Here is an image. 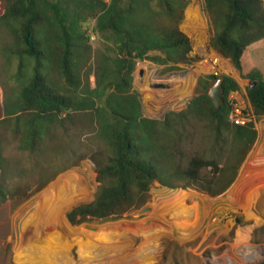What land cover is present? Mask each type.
Masks as SVG:
<instances>
[{
	"label": "trees",
	"instance_id": "trees-1",
	"mask_svg": "<svg viewBox=\"0 0 264 264\" xmlns=\"http://www.w3.org/2000/svg\"><path fill=\"white\" fill-rule=\"evenodd\" d=\"M203 1L212 18L210 47L249 81L248 100L254 114L264 117V78L259 71L244 73L241 64L245 49L264 41V0ZM188 5L189 0H0V33L9 38L0 56L12 67L11 91L0 101V195L9 139L36 155L53 131L65 133L72 125L104 141V152L90 156L98 183L94 199L67 213L72 225L120 218L142 207L155 181L170 188L171 178L198 184L204 168L212 178L226 171L232 180L236 164L256 139L253 123L228 121L227 97L239 90L236 80L222 76L219 110L205 95L208 83L218 78L209 75L200 80L203 91L185 112L170 111L159 120L143 115L133 90L140 62L177 69L199 59L180 29ZM91 39L98 40L96 54ZM91 60L94 88L88 83ZM188 115L208 122L221 149L227 143V159H236V166L223 169L215 159L195 155L186 167H175L171 150Z\"/></svg>",
	"mask_w": 264,
	"mask_h": 264
},
{
	"label": "rangeland",
	"instance_id": "rangeland-1",
	"mask_svg": "<svg viewBox=\"0 0 264 264\" xmlns=\"http://www.w3.org/2000/svg\"><path fill=\"white\" fill-rule=\"evenodd\" d=\"M180 29L199 59L177 69L138 63L132 85L143 115L159 120L170 111L185 112L187 103L203 91L200 80L213 75L209 60L218 63L216 76L236 80L247 97L249 81L210 47L212 18L203 0H189ZM8 42L1 32L0 46ZM90 44L96 54L98 40ZM241 64L244 72L259 71L264 77L263 40L245 49ZM89 66L88 83L94 88V60ZM11 74V65L0 56V101L11 91ZM68 128L53 131L36 155L19 150L13 139L5 144L0 264H264V223L250 210V199L264 189V117L257 118L256 139L236 164V159H227V143L221 149L208 122L188 115L171 150L175 167H186L195 155L213 158L223 169L237 165L232 180L226 171L212 178L204 168L198 184L171 178L170 188L155 181L142 207L120 218L78 225L68 221L67 213L94 199L98 183L90 156L104 152V141L89 129ZM18 187V195L11 196ZM24 192L29 193L26 199L20 197Z\"/></svg>",
	"mask_w": 264,
	"mask_h": 264
},
{
	"label": "built area",
	"instance_id": "built-area-1",
	"mask_svg": "<svg viewBox=\"0 0 264 264\" xmlns=\"http://www.w3.org/2000/svg\"><path fill=\"white\" fill-rule=\"evenodd\" d=\"M209 61L212 63L210 69H208L209 72L213 75H217L216 71L218 69L217 67L218 63H213L211 60ZM200 64L201 63H198V65ZM198 65H196V67H198ZM185 90L187 91L189 90L188 86L187 88L185 87ZM227 102L230 107V111L228 114V121L231 124L236 126H245L249 123H253V124L256 123L258 117L254 114V111L248 100V97L244 98L240 91L237 90L230 92L227 97Z\"/></svg>",
	"mask_w": 264,
	"mask_h": 264
},
{
	"label": "water",
	"instance_id": "water-1",
	"mask_svg": "<svg viewBox=\"0 0 264 264\" xmlns=\"http://www.w3.org/2000/svg\"><path fill=\"white\" fill-rule=\"evenodd\" d=\"M222 80V77H218L216 80L209 82L205 91V95L210 99L215 110H219L222 103ZM254 84L255 83H252L251 86H253ZM145 210L146 209H143L142 211ZM144 225H149V222L144 223Z\"/></svg>",
	"mask_w": 264,
	"mask_h": 264
},
{
	"label": "bare ground",
	"instance_id": "bare-ground-1",
	"mask_svg": "<svg viewBox=\"0 0 264 264\" xmlns=\"http://www.w3.org/2000/svg\"><path fill=\"white\" fill-rule=\"evenodd\" d=\"M250 201V210L253 213L254 219L264 223V189L261 190V192L259 193V195H257L256 198L252 197ZM88 227L96 228L92 226Z\"/></svg>",
	"mask_w": 264,
	"mask_h": 264
},
{
	"label": "crops",
	"instance_id": "crops-1",
	"mask_svg": "<svg viewBox=\"0 0 264 264\" xmlns=\"http://www.w3.org/2000/svg\"><path fill=\"white\" fill-rule=\"evenodd\" d=\"M242 71H243V67H242ZM244 72V71H243ZM248 72H251V71H248ZM248 72H244V73H248ZM261 73V72H260ZM263 76V75H262ZM264 78V77H263ZM245 80H247V79H245ZM238 83V82H237Z\"/></svg>",
	"mask_w": 264,
	"mask_h": 264
}]
</instances>
